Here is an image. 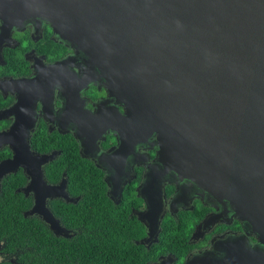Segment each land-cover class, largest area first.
<instances>
[{"label": "water", "instance_id": "obj_1", "mask_svg": "<svg viewBox=\"0 0 264 264\" xmlns=\"http://www.w3.org/2000/svg\"><path fill=\"white\" fill-rule=\"evenodd\" d=\"M13 4L15 16L45 18L84 59L79 78L68 80H100L123 106L119 115L92 118L99 125L92 120L87 129L99 134L114 118L111 130L128 143L155 135V176L192 182L228 204L256 237L255 247L207 264H264V0ZM2 13L10 16L8 6ZM158 211L151 208L152 233ZM42 215L55 234L67 236L53 215Z\"/></svg>", "mask_w": 264, "mask_h": 264}, {"label": "flooded vegetation", "instance_id": "obj_2", "mask_svg": "<svg viewBox=\"0 0 264 264\" xmlns=\"http://www.w3.org/2000/svg\"><path fill=\"white\" fill-rule=\"evenodd\" d=\"M13 5V0H0L10 15L0 14V196L17 199L23 217L40 220L56 237L71 238L78 227L86 229L84 217L96 222L98 215L106 217L124 237L118 264H197L199 258L207 264L240 246L258 244L228 204L176 175L155 176V135L128 143L111 130L114 118L99 134L87 129L92 118L119 115L123 106L100 80H68L71 74L79 78L84 59L45 18L15 16ZM125 141L129 145L122 146ZM72 149L96 168L97 193L72 190L70 161L60 159ZM44 154L52 158L41 161ZM153 206L159 215L152 233ZM78 207L84 212L80 219L71 214ZM34 208L38 211L30 214ZM44 211L67 236L53 232ZM71 217L77 224L71 225ZM167 222L184 225L177 240L166 230Z\"/></svg>", "mask_w": 264, "mask_h": 264}, {"label": "trees", "instance_id": "obj_3", "mask_svg": "<svg viewBox=\"0 0 264 264\" xmlns=\"http://www.w3.org/2000/svg\"><path fill=\"white\" fill-rule=\"evenodd\" d=\"M60 159L70 161L68 171L74 192L100 191L96 168L85 162L76 149L64 151ZM84 199L95 200L94 197ZM83 213L80 207L71 210L78 219ZM73 217L71 225L76 223ZM99 217L97 222L84 217L83 225L87 228L78 227L71 238L56 237L40 220L23 217L17 199L0 196V249L4 255L0 264H118L124 253L123 234L108 226L106 217ZM165 228L175 240L185 229L183 224L177 228L170 222L165 223Z\"/></svg>", "mask_w": 264, "mask_h": 264}]
</instances>
